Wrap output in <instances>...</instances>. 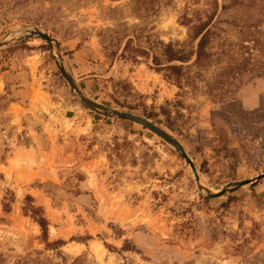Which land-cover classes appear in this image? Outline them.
Returning <instances> with one entry per match:
<instances>
[{"label":"rangeland","instance_id":"rangeland-1","mask_svg":"<svg viewBox=\"0 0 264 264\" xmlns=\"http://www.w3.org/2000/svg\"><path fill=\"white\" fill-rule=\"evenodd\" d=\"M29 28L88 100L176 140L202 190L154 133L81 105L46 42L17 39L0 47L1 264H264V178L206 197L264 174V0H0V41Z\"/></svg>","mask_w":264,"mask_h":264},{"label":"water","instance_id":"water-1","mask_svg":"<svg viewBox=\"0 0 264 264\" xmlns=\"http://www.w3.org/2000/svg\"><path fill=\"white\" fill-rule=\"evenodd\" d=\"M23 38H38L44 42H46L52 49L55 50L56 56H57V64L58 68L62 74V76L65 78L67 81L70 90L74 94V96L77 98V100L80 102L81 105H83L85 108L96 112L102 116L109 117V118H115V119H122V120H128L131 122H134L136 124H139L140 126L146 128L147 130L151 131L154 133L156 136L161 138L163 141H165L167 144L172 146L179 154L180 156L185 160V162L189 165L190 169L192 170V173L194 175V179L196 184L198 185V188L202 190V187L199 185V178L196 174L195 166L191 162V160L188 158L186 155L185 151L183 148L180 146V144L171 138L168 134H166L162 129H160L158 126L155 124L151 123L147 119L140 117L135 114L127 113V112H122L119 110L115 109H108L102 106H99L98 104L88 100L79 90V88L76 86L72 76L70 75L69 71L66 68V64L59 52L58 46L55 44V42L44 32L35 29V28H29L25 29L19 32V35L16 36L11 41H0V47L4 45H10L12 44L15 40L17 39H23ZM262 178H264V174H261L257 176L254 179L251 180H243L239 182H234L224 188H222L220 191L216 193H206V197L208 198H217L222 195H224L227 192H230L234 189L246 186V185H253L254 183L260 181Z\"/></svg>","mask_w":264,"mask_h":264},{"label":"trees","instance_id":"trees-1","mask_svg":"<svg viewBox=\"0 0 264 264\" xmlns=\"http://www.w3.org/2000/svg\"><path fill=\"white\" fill-rule=\"evenodd\" d=\"M204 27L202 29H200L195 37H198L200 35V39H199V42H198V47H197V52H196V55L197 54H202L203 51V46L205 44V39H206V35H207V31H204ZM31 210V214H32V218L37 222V224L39 225L40 227V230L42 232V238L43 240L45 241L46 240V234H47V223H46V220L42 217V216H38L36 214V209L34 208H30ZM58 243L60 242H56L55 244L58 245ZM49 246V244L46 242V247ZM2 263V257L0 256V264ZM16 264H44V263H41V262H38V261H33L31 259H26V258H21L20 260L17 261Z\"/></svg>","mask_w":264,"mask_h":264}]
</instances>
